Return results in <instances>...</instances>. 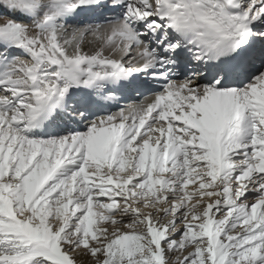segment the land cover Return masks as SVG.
I'll return each mask as SVG.
<instances>
[{
    "label": "snow or ice",
    "instance_id": "obj_1",
    "mask_svg": "<svg viewBox=\"0 0 264 264\" xmlns=\"http://www.w3.org/2000/svg\"><path fill=\"white\" fill-rule=\"evenodd\" d=\"M0 264H264V0H0Z\"/></svg>",
    "mask_w": 264,
    "mask_h": 264
}]
</instances>
